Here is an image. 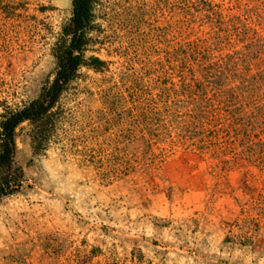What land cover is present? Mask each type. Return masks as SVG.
Masks as SVG:
<instances>
[{
	"label": "rangeland",
	"instance_id": "rangeland-1",
	"mask_svg": "<svg viewBox=\"0 0 264 264\" xmlns=\"http://www.w3.org/2000/svg\"><path fill=\"white\" fill-rule=\"evenodd\" d=\"M176 7L97 0L86 55L108 68L82 66L44 118L16 128L24 183L0 199V264H264L263 114L247 107L231 127L210 112L182 132L169 125L194 118L143 114L128 95L157 97L142 67L172 39ZM72 13L73 0H0V130L54 80Z\"/></svg>",
	"mask_w": 264,
	"mask_h": 264
},
{
	"label": "trees",
	"instance_id": "trees-1",
	"mask_svg": "<svg viewBox=\"0 0 264 264\" xmlns=\"http://www.w3.org/2000/svg\"><path fill=\"white\" fill-rule=\"evenodd\" d=\"M96 2L73 0L72 17L63 28L68 42L56 48L58 66L54 80L43 88L37 99L8 113L2 121L0 199L20 190L24 183L23 169L15 163L16 128L25 121L44 118L82 66L96 71L108 68L109 63L99 56L86 55L95 41L92 30ZM231 2L233 9L242 11V15H226L212 0H177L172 39L164 37L160 56L155 61H145L142 67L147 75L156 74L152 86L158 90L157 97L151 96L148 102L132 85L127 88L133 102H142L143 114L161 109V113L170 116L194 118L189 122L177 121V126L169 125L182 132L204 128L206 121L198 123L195 118H206L210 112L220 110L231 127L240 124L238 116L247 107L258 117L264 116V40L248 23L251 20L264 28V0ZM181 108L187 111L182 113ZM214 116L212 127L218 129L220 124L214 121L220 115ZM262 120L264 123V117ZM160 126L168 128L164 124ZM185 136L182 134V138Z\"/></svg>",
	"mask_w": 264,
	"mask_h": 264
}]
</instances>
